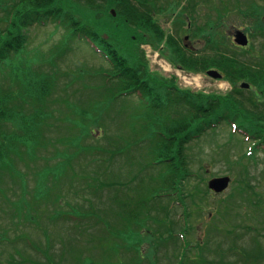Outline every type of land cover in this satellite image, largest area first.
I'll return each mask as SVG.
<instances>
[{
    "label": "rangeland",
    "instance_id": "374dc122",
    "mask_svg": "<svg viewBox=\"0 0 264 264\" xmlns=\"http://www.w3.org/2000/svg\"><path fill=\"white\" fill-rule=\"evenodd\" d=\"M245 1L247 0H231L230 4L227 0H208L207 7L204 9L206 15L203 17L205 21L210 22L209 19L213 15L223 16L226 14L224 7H240L244 10ZM253 3V7L260 6L263 12L264 19V0H248ZM146 8L150 9L151 12L155 11L158 6H164V0H145ZM145 4V3H144ZM244 4V5H243ZM218 8L216 11L214 8ZM208 8H212L213 12ZM241 10V9H239ZM203 13V12H202ZM210 13V14H209ZM155 14V12H154ZM157 14H155L156 16ZM166 18V17H165ZM230 23L223 28L217 29L218 34L220 33L228 34V31H233V29L246 28L250 24V19L242 17L241 14L237 12H231ZM245 18V19H244ZM164 18L161 19L163 22ZM163 26V25H162ZM5 27V15L2 10H0V28ZM164 27V26H163ZM29 43L27 47L21 48L18 55H16L17 61H22L21 59H27L28 54L36 49L40 48V52L47 53L48 49L56 44L61 38L62 30L53 31L51 25L48 26H33L29 28ZM207 40L201 41L203 49L207 50L211 47L218 46V49H222L224 42L215 38V42H210L208 45ZM230 43L228 46L238 54V57L245 61L247 65L254 63L259 55L262 57V63L264 64V36L250 37L251 48L247 50H239L234 48L231 44V39L228 38ZM72 50L69 54L64 57V59L59 64V70L75 69L79 65H86L88 67H99L104 65V61L99 58L98 55L94 56L91 52L94 48L93 45L83 43V41H74L72 44ZM210 53V52H207ZM23 59V60H24ZM149 62L144 59L142 61V68L151 69L154 74L161 77H166L171 75L169 73V67H164L160 65L162 58H148ZM154 59V60H153ZM163 60V59H162ZM146 65L145 64V62ZM27 64V61L24 62ZM7 65V63H5ZM5 68H0V74L3 73ZM166 76H163L160 72ZM2 75V74H1ZM0 75V85H4L7 91L12 90L10 85L11 81L8 76L4 78ZM178 82V80H177ZM176 82V83H177ZM178 84V83H177ZM58 91H62V85H59ZM203 90L206 92H218L229 90L230 88L224 81H214L212 79H207L202 85ZM228 87V88H227ZM264 87V86H263ZM67 91L73 93L74 102H79L83 97H89L95 94V91L90 85H82L81 83H76L74 86L70 85L66 87ZM61 95V93H60ZM85 101H88L86 98ZM83 100V102H84ZM90 101V100H89ZM81 104L72 105L69 117L76 116ZM125 107L122 108L123 114L130 115L134 110L137 109L136 104L133 99L127 100ZM60 110L62 109L59 107ZM52 110V109H51ZM57 111V106L52 110ZM54 114H57L54 112ZM97 113L95 114L96 117ZM106 119L102 124L106 127L100 132L96 130L95 134L98 136L100 133L105 135H117L122 141H125L127 136H129V131L121 129L119 127V121L122 118H114L115 113L109 114V118ZM168 120H173L171 113L167 114ZM183 119V117H178ZM57 127L52 129L46 138L45 133L43 136L46 139V145L48 146L44 150L37 151L35 157H31L29 151L24 152L20 157V163L14 164L10 168L9 178L7 183L0 182V232L3 236L12 239L18 233H26L29 239L35 241H27L23 236L14 239V244L5 248L3 242L0 243V259L5 261L8 258L9 251L12 252L14 256L15 263L24 261L26 263L30 262L24 255L21 254L18 247L23 250V242L28 244L36 253L43 254L44 248L47 247L49 242L60 241V236L64 234H71L74 238H77V242L82 243L90 242L93 243L92 250L85 253L83 257H79L78 254L72 258L74 264H138L141 255L134 254L135 263H130L128 261V248L133 249V244L136 243L137 239L140 238L141 243L145 247L141 250L145 251L144 260L142 264H149L147 257L155 259L156 264H170L171 260L169 258L168 252L164 250L162 246L154 247V252L151 254L153 247V239L157 237L155 230V224L157 219L155 215L150 217H144L138 224L137 229H129V231L117 236L112 234V228L107 229V236L100 238L95 236V232L91 231L87 233V240L84 241L80 237L78 227L74 222H71L69 218L74 219L83 212V208L80 206V201L83 198L82 192L85 189L90 188L93 191H103L107 189L112 182L115 183V187L121 190L125 195H130L136 190L138 191V196L135 199L146 198L147 200L152 199L154 194L156 195L154 189V183L152 182V177L156 176L159 168L163 165H150L148 162L149 157H141L136 159L134 164L126 163L123 169L117 170L111 173V177H116L117 180H111L107 178L106 182H99L94 176L84 170L87 160L83 159V153L81 151V139L79 134L67 133L65 136L68 139H59L61 137V132L59 127L61 123L56 121ZM101 124V122L99 123ZM121 134V135H120ZM230 130L228 127H221L215 130L212 134L207 133L205 137L203 136L198 141H191L186 144L185 156L188 169L190 172H194L198 177L188 179L186 181V187L190 196L186 202L187 208L191 211L190 217H187L184 207L173 206L172 213L170 215L161 214V222L165 227H169V231H166L162 239L164 242L170 241L172 238L178 239L181 243V252L188 243L193 244L194 249L187 252V259L191 262L198 263L199 260L203 258L201 250H206L205 258L209 260L201 261V264H207L208 262H218L224 260V258H219L217 253L230 249L232 246L240 247L245 253L254 255V253L259 249L257 244L261 245L264 250V230H260L264 223L259 221L256 216V210L252 208L250 200L259 199L264 203V153H257L255 166L245 165L247 159L240 158L243 148L247 146V142L241 146V139L239 134H233L232 138L229 136ZM77 136L78 139L72 141L71 138ZM143 136V135H141ZM95 141L93 138L89 137L87 143L93 144ZM98 143H104L103 140L99 139ZM141 151L146 154L147 146L144 142H141ZM242 148V151H241ZM47 153H53V157L47 158L45 155ZM237 161H241V166L238 167ZM88 164V163H87ZM147 164L149 167L147 170L140 172L142 167ZM21 166H25L27 173L22 174L19 170ZM92 165H89L87 169L91 170ZM247 174L244 178L251 183L252 187L255 188L256 194L248 195L246 193H240L239 187L241 184L235 182V178H239L240 171L247 170ZM107 175V173H106ZM228 175L231 178V183L228 189L223 193V195H217L214 199L212 196L208 195L207 181L212 177H218ZM141 176L142 181H137V178ZM138 187V188H137ZM186 191V194L188 193ZM235 193L236 197H240V201H229L227 194ZM80 197V201L77 200V196ZM72 194L73 197H72ZM9 196L10 201L6 202V198ZM180 193L176 196H163L161 197V202L172 203L174 200L179 198ZM222 198L227 199L221 202ZM70 199H73L70 200ZM218 199L217 202L216 200ZM89 200L93 201V197L86 195V203ZM183 201L181 204H184ZM244 201V202H243ZM260 201H257L260 202ZM95 202V200H94ZM261 202V203H262ZM105 205V204H104ZM185 206V204H184ZM99 208H103V204L98 205ZM116 210V209H114ZM176 211V213H174ZM187 211V210H186ZM212 211L213 216L210 212ZM111 214V212H109ZM181 214V218L179 215ZM224 216V217H223ZM172 217L179 222V228L174 226L173 230ZM127 218V216H126ZM29 223H28V222ZM264 222V215H263ZM214 226L213 228L211 226ZM119 228V227H118ZM260 230H258V229ZM233 229V231L231 230ZM235 233V234H234ZM98 236L99 233L97 232ZM231 234H233L231 236ZM257 235L258 243H254L256 238L253 235ZM221 237V238H220ZM228 237L232 240L233 245H231L229 240H221L222 238ZM19 242V246L17 241ZM195 244V245H194ZM59 248L58 245H56ZM27 253L26 250H23ZM229 251V250H228ZM24 252V253H25ZM236 253L240 251L235 250ZM31 254L30 252H28ZM179 256H183L181 253ZM36 257V256H35ZM33 257V258H35ZM37 258V257H36ZM38 259V258H37ZM229 264H236L235 258L228 256L225 257ZM180 260L177 264H181ZM39 264V263H37ZM188 264V263H187ZM219 264V263H218ZM240 264V263H237ZM262 264V263H259Z\"/></svg>",
    "mask_w": 264,
    "mask_h": 264
},
{
    "label": "trees",
    "instance_id": "16d2710c",
    "mask_svg": "<svg viewBox=\"0 0 264 264\" xmlns=\"http://www.w3.org/2000/svg\"><path fill=\"white\" fill-rule=\"evenodd\" d=\"M110 8L115 9V18L109 14ZM6 9L8 24L4 28H0V62L8 60L11 53L18 52L23 47L27 35L23 34L22 30L34 23L46 24L50 22L58 26L61 25L68 29L70 39L84 38L99 44L103 41L100 34L106 32L113 39L121 38L123 43L131 46L133 52L123 56L114 46L102 45L101 55L109 61L112 73L108 80V75L104 72L109 70L103 67L98 70L101 72L102 83L100 85H104L105 93L111 92L113 96H126L139 91L142 93L147 91L154 104L148 106L146 104L142 113L143 117H154L152 112L161 110L163 107L169 110L173 103L185 102L188 104L190 108L188 116L172 124L149 123L144 118L136 117L134 127L137 129L142 131L159 130L170 136L169 139H163L158 148L153 149L152 154L156 155L157 160H168L170 167L165 173L166 179L177 180L188 177L186 162L180 158L183 144L199 138L203 135L202 133L208 129L216 128L219 124H235L242 130L241 134L259 141L258 144H264V89L246 97L236 85V82L241 79L258 84L264 79V66L260 65L257 69L247 68L240 64L235 57L225 52L219 54L218 58L213 57L214 60L208 56L207 66H217L223 70L225 78L229 79L234 86L233 92L224 95L190 94L189 99L182 100L178 99L177 95L166 93V96L161 89H153V82L145 78L140 69L134 44V39L136 40L139 36L138 29L140 27L137 20L136 0H17L13 7ZM12 14L13 20L10 22ZM149 30L147 29L145 32ZM16 71L23 72L19 68ZM39 73L40 75L38 72L28 74L29 83L37 84L36 94L32 96V99L35 101L38 99V103L27 115L21 112L19 103L16 104L17 107L10 106L13 97H8V92H4L3 88L0 89V182L7 183L10 171H7V168L20 163L19 157L24 152L32 151L29 153L33 158L37 155V151L46 149L41 131L46 125V120L53 116V112L49 111V105L61 103L63 100L56 97L50 101L51 90L56 88L54 85L57 79H54L52 74L40 79L38 77L41 76V69ZM17 76L16 81H20L21 76ZM77 76L84 78L83 74ZM72 80L74 81V79ZM49 85L53 88L49 89ZM165 101H169L170 104L165 106ZM79 116L76 119L75 117L58 118L60 121L70 122H67V131L75 130L81 133L85 132L86 135L92 134L93 129L95 130L93 126L91 128L92 119H86L85 113ZM160 135L162 134L158 136ZM85 149L88 153L99 152L102 155L106 151L99 144L88 145ZM175 163H180V167L174 166ZM19 167L22 174L27 173L25 166L19 165ZM5 201H10L9 196Z\"/></svg>",
    "mask_w": 264,
    "mask_h": 264
},
{
    "label": "water",
    "instance_id": "95a60500",
    "mask_svg": "<svg viewBox=\"0 0 264 264\" xmlns=\"http://www.w3.org/2000/svg\"><path fill=\"white\" fill-rule=\"evenodd\" d=\"M236 41L242 45L246 44V39L241 34H237ZM210 75L213 77H219V75L216 72H209ZM228 184V178H222V179H215L210 182V187L213 188L216 191L223 190Z\"/></svg>",
    "mask_w": 264,
    "mask_h": 264
}]
</instances>
